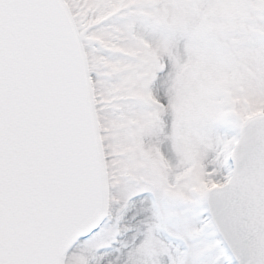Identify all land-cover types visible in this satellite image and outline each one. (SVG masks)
Segmentation results:
<instances>
[{"label": "rangeland", "instance_id": "374dc122", "mask_svg": "<svg viewBox=\"0 0 264 264\" xmlns=\"http://www.w3.org/2000/svg\"><path fill=\"white\" fill-rule=\"evenodd\" d=\"M67 2L93 74L113 194L105 231L77 245L65 264H101L102 258L103 264H161L173 238L198 235L184 219L188 196L183 189L205 192L222 183L228 172L223 180H212L205 171L209 154L218 157L225 138L233 144L239 125L264 112V0ZM187 27L195 47L190 59L184 53ZM187 81L181 107L171 108L169 97L179 95L178 85ZM156 128L161 153L151 155L141 140ZM130 185L138 191L162 189L161 207L147 231L151 201L129 204L122 193ZM213 231L197 241L201 253L212 248Z\"/></svg>", "mask_w": 264, "mask_h": 264}, {"label": "snow or ice", "instance_id": "6c2138e0", "mask_svg": "<svg viewBox=\"0 0 264 264\" xmlns=\"http://www.w3.org/2000/svg\"><path fill=\"white\" fill-rule=\"evenodd\" d=\"M57 8L58 0H0V264H43L32 237L55 217L58 205L71 203L81 190L71 88L62 70L61 46L40 19ZM249 144L242 130L239 144L225 138L223 152L214 159L215 154H209L205 171L212 173V180L230 173L226 187L210 192L183 189L188 196L184 219L195 225L198 235L173 238L161 264H264V224L254 222L240 195ZM260 148L264 150V138ZM137 187L130 185L122 196L129 204L151 201L147 231L161 207L162 189ZM108 190L113 194L112 185ZM159 219L163 230L162 213ZM109 223L110 215H101L77 236L68 253L102 234ZM209 230H214L213 246L201 253L197 241ZM172 231L168 228L169 234Z\"/></svg>", "mask_w": 264, "mask_h": 264}, {"label": "water", "instance_id": "95a60500", "mask_svg": "<svg viewBox=\"0 0 264 264\" xmlns=\"http://www.w3.org/2000/svg\"><path fill=\"white\" fill-rule=\"evenodd\" d=\"M59 8L40 17L58 37L61 46L62 70L68 77L73 104L72 130L77 146L81 190L71 203L58 205L54 218L31 242L38 247L43 264H64L68 249L77 236L88 230L101 215L107 214L109 186L102 138L94 104L87 57L80 35L65 0H58ZM242 130L249 136L248 170L241 177V199L253 215L256 224H264V113L248 118L239 127V144ZM231 183L227 179L209 188L222 189Z\"/></svg>", "mask_w": 264, "mask_h": 264}, {"label": "bare ground", "instance_id": "6f19581e", "mask_svg": "<svg viewBox=\"0 0 264 264\" xmlns=\"http://www.w3.org/2000/svg\"><path fill=\"white\" fill-rule=\"evenodd\" d=\"M188 28V27H187ZM192 27H189L188 29H186V32H185V35H186V39H188V34L190 31H191ZM137 33L139 34H145L144 31H141L140 29H137ZM184 53H185V56H187L189 59L192 57L194 51H195V47L192 45V43L190 42V40H185L184 41ZM161 80V79H159ZM180 81V80H179ZM189 82L187 81L186 83L184 84H181L180 87L178 85V91L180 90L179 92V95L176 94V96H172V97H169V104H170V107H176L178 104L180 106V104H182L181 102L183 101L182 100V94H187L188 93V89H189ZM160 87V89L162 90V88H164L162 85L161 86H158ZM169 88H172L171 85ZM180 97V100H176V98H179ZM180 102V103H178ZM181 107V106H180ZM160 134V129L156 128V129H153L152 131H149L148 133H146L145 137H142V140L141 142L143 143V145L146 146V150L148 151L149 154L151 155H159L161 152H160V146L158 145V138L160 137L159 136ZM147 140V141H146Z\"/></svg>", "mask_w": 264, "mask_h": 264}]
</instances>
